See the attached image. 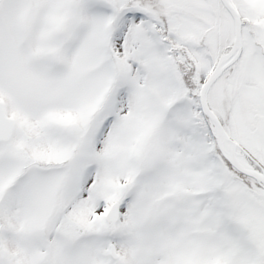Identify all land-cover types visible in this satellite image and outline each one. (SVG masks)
I'll list each match as a JSON object with an SVG mask.
<instances>
[{"label":"snow or ice","instance_id":"6c2138e0","mask_svg":"<svg viewBox=\"0 0 264 264\" xmlns=\"http://www.w3.org/2000/svg\"><path fill=\"white\" fill-rule=\"evenodd\" d=\"M0 264H264V0H0Z\"/></svg>","mask_w":264,"mask_h":264}]
</instances>
